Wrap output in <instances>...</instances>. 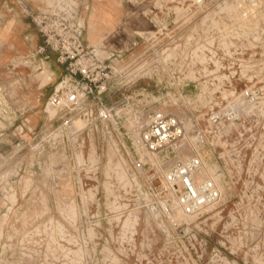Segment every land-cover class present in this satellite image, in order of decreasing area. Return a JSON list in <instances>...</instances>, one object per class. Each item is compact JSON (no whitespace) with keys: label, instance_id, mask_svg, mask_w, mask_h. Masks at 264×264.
I'll list each match as a JSON object with an SVG mask.
<instances>
[{"label":"rangeland","instance_id":"1","mask_svg":"<svg viewBox=\"0 0 264 264\" xmlns=\"http://www.w3.org/2000/svg\"><path fill=\"white\" fill-rule=\"evenodd\" d=\"M116 1L123 24L96 33L95 7L87 43L117 50L136 31L163 37L152 43L151 60L165 46L162 59L176 75L161 73L160 92L202 131L197 147L220 176L221 199L191 219L155 211L149 170L138 167L130 141L111 123L90 127L57 110L52 117L54 87L37 84L47 63L4 58L1 49L0 73L16 66L23 80L0 127V264H264V0ZM152 76L138 86L151 95L159 93ZM185 78L195 84L180 92L175 84Z\"/></svg>","mask_w":264,"mask_h":264},{"label":"built area","instance_id":"2","mask_svg":"<svg viewBox=\"0 0 264 264\" xmlns=\"http://www.w3.org/2000/svg\"><path fill=\"white\" fill-rule=\"evenodd\" d=\"M90 9V0H48L41 9L30 13L43 38L33 57L41 58L43 63L55 57L63 70L48 104L58 114L66 111L75 114L74 118L91 121L90 127L111 123L118 136L127 138L128 150L141 154L138 167L149 170L148 189L157 200L155 211L174 219L179 214L198 215L216 204L222 192L207 174V165L197 147L202 131L169 109L167 95L160 92L165 88L161 73L176 75L167 70L162 59L168 51L165 46L154 51L157 59L151 60L152 43L163 41V37L136 31L122 49L91 46L86 41ZM16 71L13 66L6 74L0 73V127L11 109L9 99H17V89L22 86ZM152 74L159 76V93L151 95L146 87L138 86L142 80H154ZM183 80L175 84L180 92L195 84L191 78ZM140 95L144 99L138 102H143V107L137 103ZM218 122L217 115L209 118L211 125Z\"/></svg>","mask_w":264,"mask_h":264},{"label":"crops","instance_id":"3","mask_svg":"<svg viewBox=\"0 0 264 264\" xmlns=\"http://www.w3.org/2000/svg\"><path fill=\"white\" fill-rule=\"evenodd\" d=\"M47 1L48 0H0V50L2 49L1 51L4 58L16 57L15 61H17L22 57H33L35 55L36 51L43 44V38L33 22L30 13H34L38 9H41ZM90 4L91 9L87 13V17L91 16L95 7L105 9L109 15L98 20L97 26L100 35L108 29L123 24L125 16H123L121 10L124 9V7L121 4L119 5L116 0H111V2L108 0H90ZM88 19L90 22V18ZM35 59L36 61L38 59L41 60V58L38 57ZM47 65L49 70L53 73V81L50 84L54 87L63 75V70L56 63L55 57L48 61ZM19 77L21 76L19 75Z\"/></svg>","mask_w":264,"mask_h":264},{"label":"bare ground","instance_id":"4","mask_svg":"<svg viewBox=\"0 0 264 264\" xmlns=\"http://www.w3.org/2000/svg\"><path fill=\"white\" fill-rule=\"evenodd\" d=\"M101 7V6H100ZM96 9H97V12H96V15H95V23H96V25H97V23H98V20H100V19H103L104 17H106V15H108V13L105 11V9H101V8H98V7H96ZM114 14V13H113ZM109 16V15H108ZM115 21V20H114ZM151 21V20H150ZM106 22V21H105ZM116 22V21H115ZM109 25V24H108ZM104 26V25H103ZM110 27V26H109ZM103 29V28H102ZM159 29V28H158ZM161 31V30H160ZM90 32H93L92 30H90ZM96 33L97 32H99V29H98V26H97V29H96V31H95ZM93 35H92V37H91V39L93 40V41H96L97 40V38H96V36H95V33H92ZM99 39V38H98ZM200 45V44H199ZM176 46V45H175ZM179 46V45H178ZM200 46H202V45H200ZM210 46V45H209ZM245 46V45H244ZM223 47H224V45H223ZM219 48V47H218ZM244 48V47H243ZM263 48V47H262ZM178 49V48H177ZM195 49V48H194ZM203 49V48H202ZM206 49V48H205ZM191 50V49H190ZM254 50V49H253ZM209 51V50H208ZM223 52V51H222ZM255 52H256V50H255ZM261 52V51H260ZM167 54V53H166ZM191 54V53H190ZM210 54V53H209ZM254 55V54H253ZM249 56V55H248ZM230 57V56H229ZM189 58H190V56H189ZM186 59V58H185ZM197 59V58H196ZM192 62V61H191ZM198 62V61H197ZM231 63V62H230ZM24 64V63H23ZM201 66V65H200ZM214 66V65H213ZM197 69V68H196ZM204 71V70H203ZM214 71V70H213ZM219 71V70H218ZM209 73H211V72H209ZM218 76V75H217ZM53 81V73L49 70V69H47V68H45L39 75H38V77H37V84H38V88L39 89H42V88H44V87H46L47 85H49L51 82ZM229 83V82H228ZM223 90V89H222ZM219 91V90H218ZM236 91H237V89H236ZM222 94V93H221ZM233 97V96H232ZM224 98V97H223ZM225 99V98H224ZM258 103V102H257ZM263 103V102H262ZM48 105V108H47V110H48V112L49 113H51V116L53 117V116H55V113H56V109H54V108H52V106L50 105V104H47ZM255 111V110H254ZM250 115V114H249ZM263 115V114H262ZM261 116V115H260ZM228 117V116H227ZM256 120V119H255ZM254 121V120H253ZM256 122V121H255ZM248 124H249V122H248ZM254 127V126H253ZM225 131V130H224ZM237 131V130H236ZM91 132V131H90ZM264 132V131H263ZM222 134V133H221ZM256 134V133H255ZM261 137V136H260ZM221 139V138H220ZM224 139V138H223ZM234 139V138H233ZM233 139H231V141L233 140ZM225 140V139H224ZM229 141V140H228ZM91 143V142H90ZM246 147V146H245ZM233 150V149H232ZM92 152V151H91ZM89 153V152H88ZM65 154V153H64ZM238 154V153H237ZM81 155V154H80ZM244 155V154H243ZM90 156H91V154H90ZM93 156V155H92ZM235 156V155H234ZM58 157V156H57ZM88 157V156H87ZM63 158V157H62ZM56 159V158H55ZM60 160V159H59ZM87 160V159H86ZM251 160V159H250ZM54 162V161H53ZM235 162V161H234ZM237 162V161H236ZM240 162V161H239ZM242 163V162H241ZM239 164V163H238ZM229 165V164H228ZM215 166V165H214ZM238 167V166H237ZM216 169V168H215ZM215 169H213V168H207V174L210 176V177H212V178H214L215 180H216V182H217V184H218V186H219V188H220V190H221V192H223L224 191V188H223V186L220 184V176L216 173V170ZM122 170V169H121ZM232 170V169H231ZM233 172V171H232ZM219 173H220V171H219ZM8 174V173H7ZM117 174V173H116ZM124 174H125V172H124ZM86 176V175H85ZM124 177H126L125 175H124ZM238 177V176H237ZM6 178V177H5ZM119 179V178H118ZM236 179V178H235ZM120 180V179H119ZM130 180V179H129ZM118 181V180H117ZM129 183V182H128ZM237 183V182H236ZM118 185V184H117ZM130 185V184H129ZM112 186V185H111ZM121 187V186H120ZM254 187V186H253ZM243 190V189H242ZM14 191V190H13ZM125 191V190H124ZM130 191V190H129ZM10 193V192H9ZM40 193V192H39ZM118 193V192H117ZM249 193V192H248ZM255 194V193H254ZM13 195V194H12ZM131 195V194H130ZM244 195V194H243ZM8 196V195H7ZM62 196V195H61ZM240 196V195H239ZM13 197V196H12ZM250 197V196H249ZM127 199V198H126ZM243 199V198H242ZM255 199H256V197H255ZM264 199V198H263ZM13 200V199H12ZM246 201V200H245ZM15 202V201H14ZM122 202V201H121ZM240 203H241V201H239ZM260 202H261V200H260ZM264 203V202H263ZM44 204V203H43ZM258 204V203H257ZM45 205V204H44ZM72 205V204H71ZM215 205V204H214ZM214 205H211V206H208V207H206L205 209H208V208H212V207H214ZM249 205V204H248ZM73 206V205H72ZM110 206V205H109ZM120 206V205H119ZM260 207V206H259ZM69 208V207H68ZM71 208V207H70ZM76 208V207H75ZM24 209V208H23ZM73 209V208H72ZM91 209V208H90ZM116 209V208H115ZM204 209V210H205ZM241 209V208H240ZM243 209V208H242ZM61 210V209H60ZM203 210V211H204ZM233 210V209H232ZM50 211V210H49ZM70 211V210H69ZM44 213V212H43ZM59 213H61V212H59ZM76 213V212H75ZM96 213V212H95ZM133 213V212H132ZM219 213V212H218ZM68 216V215H67ZM72 216H74V215H72ZM71 216V217H72ZM36 217V216H35ZM185 216L184 215H182V214H179V215H177V217H175V221H176V218H177V220L178 221H180L178 218H181V219H183ZM52 218H53V216H52ZM187 217H185V219H186ZM188 218H190V217H188ZM235 218V217H234ZM16 219V218H15ZM71 219V218H70ZM78 219V218H77ZM115 219V218H114ZM184 219V220H185ZM191 219V218H190ZM208 219V218H207ZM210 219V218H209ZM72 220V219H71ZM213 220H214V218H213ZM129 221V220H128ZM183 221V220H182ZM75 222V221H74ZM222 222V221H221ZM187 223H188V221H187ZM198 223V222H197ZM202 224V223H201ZM58 225V224H57ZM211 225V224H210ZM44 226V225H43ZM71 226V225H70ZM79 226V225H78ZM199 226H200V224H199ZM132 228V227H131ZM212 228V227H211ZM59 229V228H58ZM58 231V230H57ZM60 232V231H59ZM77 232V231H76ZM25 233V232H24ZM51 233V232H50ZM61 233V232H60ZM118 233V232H117ZM32 234V233H31ZM46 235V234H45ZM58 235V234H57ZM119 235V234H118ZM0 236H1V234H0ZM69 236V235H68ZM75 237V236H74ZM116 237V236H115ZM54 238V237H53ZM144 238V237H143ZM40 239V238H39ZM58 239V238H57ZM60 239H62V238H60ZM131 239V238H130ZM67 241H68V239H67ZM237 241V240H236ZM65 242V241H64ZM132 242V241H131ZM121 243V242H120ZM130 243V242H129ZM83 246V245H82ZM9 247V246H8ZM46 247V246H45ZM78 247H80V246H78ZM126 247V246H125ZM140 247V246H139ZM147 247V246H146ZM6 248V247H5ZM57 248H58V245H57ZM61 248V247H60ZM67 248V247H66ZM83 248V247H82ZM124 248V247H123ZM33 249V248H32ZM48 249V248H47ZM51 249H52V247H51ZM63 249V248H62ZM132 249V248H131ZM67 253H69V252H67ZM73 253V252H72ZM71 253V254H72ZM62 255H63V253H61ZM76 254V253H75ZM84 254V253H83ZM180 254V253H179ZM23 255V254H22ZM7 257H8V255H7ZM34 257V256H33ZM62 257V256H61ZM84 257V256H83ZM137 257V256H136ZM11 258V257H10ZM65 258V257H64ZM66 259V258H65ZM141 259V258H140ZM36 260V259H35ZM51 260V259H50ZM56 260V259H55ZM70 260H72V259H70ZM138 261V260H137ZM57 262V261H56ZM70 262V261H69ZM126 262V261H125ZM144 262V261H143ZM151 262V261H150ZM75 263V262H74Z\"/></svg>","mask_w":264,"mask_h":264}]
</instances>
